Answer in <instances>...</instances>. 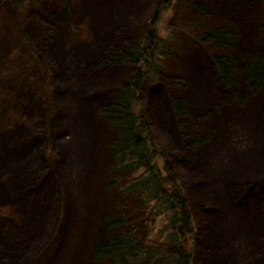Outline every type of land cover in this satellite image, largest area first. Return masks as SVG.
Instances as JSON below:
<instances>
[{"label":"rangeland","instance_id":"obj_1","mask_svg":"<svg viewBox=\"0 0 264 264\" xmlns=\"http://www.w3.org/2000/svg\"><path fill=\"white\" fill-rule=\"evenodd\" d=\"M36 1L38 0H24L19 14L21 17L17 20L14 15L17 11L15 12L13 5L8 1L0 3V75L5 77L3 78L5 81H9L10 77L19 80L23 88L26 87V91L24 90L26 96H23L21 101L13 103L10 108L17 105V116L20 117L21 125H25L26 130L36 137L35 142L26 145V161L23 163L17 156L12 159L10 172L4 176L0 174V264H96L91 251L92 247L104 242L108 236L112 235V232L106 229L104 219L121 213L129 217V221L133 224H143V229H150L155 221L153 226L162 232L156 229L154 238L162 239L161 236L165 238V226L172 216L170 211L162 217L153 215L151 211L139 213L147 207L137 195H123L115 188L109 191L105 189L111 178L116 179V175H110L107 178L106 174V171L110 172L111 166L115 164V157L110 152L111 148L108 147L112 138L114 140V135L110 136L105 130L99 132L103 122L107 126L108 123L105 118L98 116L96 112L98 108H95V103L93 105L91 97L95 92L105 91L114 83H121V80L117 81L113 76H106V79L105 75L93 76L86 67L78 70V74H75L73 70L66 71L65 65L68 63L64 61V57L70 55L71 66H74L73 61L77 62V58L83 56L86 50H88L87 53L95 51L91 48L95 39L99 38L105 44L109 43V38L111 35L114 37L115 34L112 32V27L108 26V18L119 19L122 22L123 17V27L125 33L129 35L137 22L148 17L146 23L151 24V28L154 26L161 37L158 51L163 47L171 51L172 45L183 51L181 55L185 63L182 67H175V63L169 64L166 62L165 55L159 54L157 55L159 60L157 59L155 63L161 65L162 62L161 68L164 73H178L180 70L187 76L188 89L184 94L188 97L192 116H194H191L192 120L189 121L191 126L192 122H198L202 117V112L214 110L216 98L219 95L215 92L216 86L212 72L208 71L203 63L208 64L205 59L209 60L205 47L197 45L200 44V34L207 26L213 24L236 27L240 32V40L234 48V53L239 56L240 64L246 65L251 55L264 57V30L260 29L262 23L258 22L264 9H259L254 0H189V4L183 8L174 0L168 9L165 8L163 12L160 9L159 19L152 23V13L157 7V0H69L79 15L73 23L68 22L67 18V24L66 22L58 24L51 21L53 18L47 15L55 8L45 7V5L47 2L53 4V1L63 0H43L35 6ZM190 3L204 4L212 11L209 25L207 21L200 19L199 13ZM84 5L94 10L91 17L90 14L88 18L83 15L81 10ZM216 5L222 6L224 10L219 11L221 9H216ZM95 6H97L96 9ZM123 7L134 9L129 12L127 20L125 11L122 15ZM100 15L102 18L96 20ZM230 21L233 24H230ZM17 22L22 24L24 29L19 28ZM50 23L55 24L52 37L48 36ZM141 26L143 29V24ZM5 28L9 33L6 39H2L6 35ZM25 29L36 36L34 43L36 47L39 40L45 50L58 49L64 55L56 51L60 58L50 64L47 60L41 59L40 68L31 63V66L20 65V54L29 53L30 50L27 38L19 32V30L26 32ZM75 29H79L78 32L74 33ZM136 30L140 29L136 28ZM116 32L122 39L125 38L126 35H122L121 29ZM48 38L51 40L48 44L49 49L45 47ZM30 43L39 54L38 49L32 42ZM101 53L104 54V51ZM99 55L100 53L97 56ZM46 61V67H42V63ZM114 70L115 68L112 71ZM148 76L151 77L153 85L150 87H155L156 90L149 93L146 89L148 85L144 86L146 89L144 94L148 95V99L135 106V113L140 117L149 109L148 115H152V122L149 116L147 117L151 126V134L148 133L150 139L156 144L153 149H157L160 155L156 156L157 160L152 158L151 167L157 163L155 167L158 166L160 171L164 170L161 165L164 163L162 153L167 154L164 152L165 148L182 157V159L173 160V163L182 183L188 187L189 195L194 203L192 211L197 226L195 232L199 238L194 249L195 264H264V203H255L254 200L257 197H253L249 198L251 203L244 199L241 205L239 201L243 196L238 193L242 189L240 184L242 180L249 181L260 178L262 175L260 172L256 175L246 173L244 177H241L245 161L249 158L254 165L261 141L264 146V96L249 94L248 88L238 87L237 93L241 95L242 102L245 104L239 107L235 103L233 106L216 111L210 124V128L215 131L210 142L192 151L188 148L189 145H186V141L182 142L174 125L172 112L166 102L161 84L164 80L152 78L151 74ZM2 85L6 84L0 79V87ZM2 95L0 93V96ZM58 99L63 108H59ZM3 104L0 103V108ZM25 111L31 114L30 120L26 119ZM200 111L201 113H198ZM258 117L263 124L256 120ZM141 120L144 121L143 118ZM138 123L142 126V123L139 121ZM90 126L94 128L91 135L93 142L84 151ZM195 126L192 127L191 133L206 134L207 125H201L199 129ZM59 133H66L67 136L57 138L56 142L61 145V148L55 149L53 153L55 157L52 156L51 151L49 163L55 165L57 172L58 169H62L67 177V190L62 185L61 193L58 190V192L55 191L56 188H60V176L57 178L58 183L51 175L48 176L47 186L42 177V171L46 174L47 171L44 168L49 165L46 161L48 147L46 144L43 146V143L49 139V146L52 147ZM143 137H146L144 133ZM6 146V144L3 145L4 148ZM184 148H188V153L186 152L185 155ZM45 157L46 160H44ZM30 162L39 166L33 174L27 176L25 166ZM59 163L63 165L57 167ZM260 166L264 167V150L261 152ZM205 169L206 182L202 176ZM154 170L157 171L155 168ZM238 171V177L231 176ZM143 172L144 169L139 172V176ZM98 176V182L101 183L102 192L107 200H103L102 197L94 199L92 196L91 182L93 177L96 180ZM121 178V185H123L120 188L125 190V185L128 184L126 180H130L129 171L125 172ZM200 183H205V187L202 188ZM33 185H37V189H34ZM46 187H48V194L44 190ZM195 187H200L205 197L198 194ZM29 188L30 191L37 193L34 196L27 195ZM20 199L23 204L18 206L19 212L21 214L26 210L29 212V217L25 220L23 215L21 220L18 209L15 207ZM202 207L211 212L209 220H205L202 216L200 210ZM49 211L48 217L46 213ZM88 217L97 220L88 226L85 219ZM205 223L208 225V231ZM212 224H214L213 227ZM37 226L42 227L43 233L37 239L34 238L35 243L24 244L23 253H19L18 248L12 252L18 240L24 238L20 236V232L25 235L33 233ZM10 227L20 238L14 236L16 239L11 241L13 232ZM59 236L62 239L57 246ZM73 240L77 242L74 243ZM32 246L35 249L27 252Z\"/></svg>","mask_w":264,"mask_h":264},{"label":"trees","instance_id":"obj_2","mask_svg":"<svg viewBox=\"0 0 264 264\" xmlns=\"http://www.w3.org/2000/svg\"><path fill=\"white\" fill-rule=\"evenodd\" d=\"M5 1L11 3L15 12L17 11L18 13L22 8L24 0H0V3L3 4ZM63 3H70V1H53V4L60 7ZM255 3L259 6V9H264V0H256ZM192 5L199 13L200 19L202 21H207L209 25V18L212 11L204 4L194 3ZM66 6H68V4ZM160 9L161 2H158L154 13H152V23L157 22L159 19L161 14ZM52 10L47 13L48 16L53 18L51 21H55L58 24H64L67 21L68 16L66 12L58 9ZM147 18L141 22H137L136 27L129 35L121 31V33L126 35L123 39L119 36L120 34L116 32V28L112 30L115 36L112 37L111 35L109 38L110 42L106 43L105 49L102 50L104 54L100 52V55L97 56L99 53L94 51L92 53L96 55L91 53L92 55L87 59L89 61V69L93 76L99 77L101 75H107L112 72L113 68L117 70L124 66L133 69V72L129 76L121 80V83H114L112 84L114 86L106 88L105 91L102 92H95L93 95L107 94V99L109 100L104 101V104L99 107V113L105 118L114 135V140L110 145V152L115 157V164L111 166L110 172L106 171V174L107 178L110 175H116V179L111 178L109 183L105 186V189L109 191L115 188L123 195H137L147 207V209H142L139 213L151 211L153 215L162 217L170 211V215L172 216L169 223L165 226L164 231L166 236L165 238L161 236L162 239L154 238L155 231L158 229H155L153 226L155 221H153L150 229H143V224H133L129 221V217L122 213L108 216V220L104 219V222L106 229L110 230L112 235L108 236L106 241L92 247L91 251L96 264H195L194 249L199 238L198 234L195 232L197 226L192 211L194 203L191 195H189L188 187L182 183V179L179 177L173 163V160L182 159V157L177 155V153H171L164 147V152H167L166 155L162 153L164 163L161 166L164 170L160 171L158 166L156 168L155 166L157 163L151 167L150 163L152 158L156 159V156L158 155L159 157L160 155L157 154V149H153L156 144H154L149 137V133L151 134L150 121L152 122V115H148L149 109L140 117L135 113V106L148 99V95L144 94V90L146 91L149 85L153 86L152 80H150L151 77L148 75L151 74L153 76L152 78L157 80H164L163 87L166 92L169 108L172 112L174 125L182 142L186 141V145H189L188 148L192 151H196L204 144L210 142L215 132L210 128V124L213 119V114L216 111L223 107L233 106L235 103L239 107L245 104L242 102L241 95L237 93L239 92L236 90L238 87L244 86L248 88L247 91L249 94L253 93V95L259 94L260 96H264V57H259L255 54L251 55L246 65L244 64L245 66H242L234 53V48L240 40V32L238 29L231 25L226 26L223 24L207 26L205 30L202 31L203 33L200 34L202 40L198 39L200 44L205 47V51L207 52L206 55L214 65V73H212V76L216 86L215 92L219 95L216 98L217 101L215 102L214 110L204 111L202 113L201 111L198 112L202 114V117L199 118L198 122H192L190 126L189 121H191L194 116H192L191 107L187 99L188 97L184 94L188 89L186 81L187 76L180 70L178 73H164L159 63V66L155 67L150 73L144 71L146 67L156 64L155 62H157L158 54L160 56L165 55L166 62H169V64L175 63V67H182L184 65L181 50L176 46L172 45L171 47L173 49L171 51H167L168 48L166 47L158 51L161 37L154 26L151 28V24L148 25L146 23ZM258 22L262 23V26L259 27L264 30V10L262 14H260ZM141 24H143V29H141ZM230 24H233V22L230 21ZM49 25L48 36L52 37L55 24L50 23ZM136 28L140 30L137 31ZM76 31L78 32L76 29L73 30L74 33ZM27 41L30 46L29 53H27L28 61L30 63L37 59L40 61L42 59L41 55L32 48L29 39H27ZM50 41V38H48L45 45L47 49H49L48 44ZM50 50L51 49H49V51ZM44 64H47V61ZM43 81H45V79ZM146 85H148V87L145 89ZM116 88V97H114L112 92L114 93ZM252 98L255 97L252 96ZM147 117L150 121H147ZM141 118H143L144 121H142ZM138 121L142 123L143 127L139 125ZM194 125H196L195 127L197 129H199L201 125H207L206 134L191 133ZM143 133L146 137H143ZM35 140V135L29 132L26 145L35 142ZM91 147L92 144L90 148ZM188 148L183 149L185 151L184 155ZM25 151L26 146L18 155L23 163L26 161ZM32 164L33 162H30L25 167L27 168ZM154 168L158 172L155 171ZM143 169L144 172L139 176V172ZM128 171L130 180H126L128 184L125 185V190H123L120 188V186L122 187L123 185H121V176ZM147 173L148 175H146ZM98 178L99 176L96 180L94 177L92 179V196L94 199L102 197L103 200H107L106 195L102 192L101 183L98 182ZM253 180L252 182L248 181L243 186L242 190L244 195L242 194V199H246L248 202L250 201L249 198L257 197L256 200H254L255 203H264V173L260 178ZM32 187L37 189V185H33ZM249 188L254 189L249 195H246V190ZM21 200L22 199L15 205L18 212L19 207L23 204ZM200 210L204 219L209 220V214L211 215V212L206 211L207 208L205 207L200 208ZM90 211L93 212V210ZM49 213L50 211L46 213L48 217ZM19 214L21 216L23 215L24 220L29 217L28 210L23 214L19 212ZM213 214L216 213L213 212ZM85 219L88 222V226L90 223L96 222L97 220L92 217ZM205 225L207 224L205 223ZM213 225L214 224L211 226L213 227ZM206 227L208 231V225ZM10 230L13 232L11 241L16 239L14 236L20 238L14 233L13 228L10 227ZM158 231L162 232L160 229H158ZM41 233H43L41 226H37L33 233H26V235L20 232V236L24 238L18 240L12 252H15V249L18 248L20 249L19 253H23L25 251L24 244H33L35 242L34 238L37 239L41 236ZM202 235L205 237V233ZM62 237H58L57 246Z\"/></svg>","mask_w":264,"mask_h":264},{"label":"bare ground","instance_id":"obj_3","mask_svg":"<svg viewBox=\"0 0 264 264\" xmlns=\"http://www.w3.org/2000/svg\"><path fill=\"white\" fill-rule=\"evenodd\" d=\"M173 1L174 0H157L156 3L161 2V11L163 12V10L165 8L168 9V7H170V5L173 3ZM254 1H256V0H254ZM42 2H43V0L36 1L35 2V6L37 4L42 3ZM189 2H190L189 0H178V3H180L182 8H183V6H187L189 4ZM67 4H68V6H66ZM71 4H73V3L72 2L63 3L61 5V7H60V6H57L55 4H51V3L47 2L45 7L52 6V8H55V9H58V10H62L63 12H66V14L68 16V22L73 23L75 21L74 19L77 18V15H79V13L75 11V9L73 8V6H71ZM215 7H216V9L217 8L221 9L219 11L224 10L222 6L216 5ZM96 8H97V6H95V9ZM84 9L89 10V11H86ZM133 10L134 9H130V8L126 9L125 7H123L122 15H123V13L125 11V19H126L128 17V15H129V12L133 11ZM81 11H82L83 15L85 17H87V18L89 16L88 14H90V17H91L92 14L94 13V10H92L91 7H89L88 5L82 6V10ZM20 12L21 11H19L18 13L14 14L15 17H16V20H17V18L21 17L19 15ZM14 15H12V16L14 17ZM100 18H102L101 15L96 20H100ZM123 20H124V18L122 17V22H123ZM68 22H66V24ZM122 22L119 19L108 18V26H109V28L112 27V30H114L115 28H116V30L121 29V31L123 33H125V30H124L125 28L123 27L124 25H123ZM18 23L19 22H17V25L19 26V28L24 29L23 25L22 24H18ZM125 26H126V23H125ZM173 29L174 28H172V30ZM76 30H79V29H76ZM25 31L26 32H24L22 30H19L20 34H23L35 46L34 43L36 41V36L33 33H31V32H27L28 31L27 29H25ZM4 33H6V35H4V37L2 39H6L7 38V35L9 33V31L5 28ZM105 45L106 44L101 39L98 38V39H95L92 42V47L91 48H93L95 50V52L100 53L102 50L105 49ZM35 48L38 49L39 54L41 55L42 59L43 60H47L49 64L53 63V61L54 62L57 61L60 58L58 56V53L56 52V51L60 52L58 49L46 51L45 48H44V45L39 43V40H38V45H37V47L35 46ZM87 51L88 50H86L84 52L83 56H81L79 58L76 57L78 60H77V62L73 61L72 64L75 63L74 66H71L70 55H69V57H64V61L69 64V65L68 64L65 65V70L66 71L67 70H73V72L75 74H78V72H79L78 70H83L85 67L89 69V66H88V64H89L88 62L89 61H88L87 58L89 56H91L92 54L90 52L87 53ZM60 53L62 55H64L62 52H60ZM181 54H183V51H181ZM237 57L239 59V56H237ZM185 59H187V57H185ZM183 60H184V58H183ZM205 61L209 64L208 65V64H206L205 62L202 61L204 63V66L206 67V69L208 71L214 73V65H213V63L210 60H207V59H205ZM184 63H185V60H184ZM19 64L20 65L31 66L30 62L28 61V54L27 53H21L20 54V56H19ZM31 64H32V62H31ZM51 66L52 65H50V67ZM157 66H159V64H152V65L148 66L149 68L145 66L146 69L144 71L146 73H150ZM28 72H29V70L27 71V73ZM89 72L91 73L90 69H89ZM132 72H133L132 68H127V67L119 68L117 70L112 71V73L110 75L109 74L105 75V79H106V76H113V77H115V80H117V81L118 80H124ZM3 78H5V77L0 75V79H2L3 82L6 84V85H2L0 87V93L3 94L2 96H0V103H4L3 106L0 108V132H3L2 134H0V163H1L0 164V166H1L0 174L2 176L6 175V174H8L10 172L11 167H12V159L16 158L19 155V153L24 149V147L26 146V144L28 142V138H29V131L26 130L27 127L25 125H21L20 117L17 116V110H18L17 105L14 106L12 109L10 108V106L13 103H16L17 101H21L22 97L26 96V94L24 92V90L26 91V87L23 88V86L20 83V81L14 79L12 77H10L9 81H5ZM105 79L103 77V82L105 81ZM82 84H83V82L81 83V85ZM84 85H85V83H84ZM111 86H114V85H111ZM116 90H117V88L114 90V93L112 92V95L114 94V97H116V94H115ZM155 90H156V88L155 87L154 88L150 87V85L147 88V92H149V93H150V91L154 92ZM165 97H166V92H165ZM106 99H107V94L95 95V96L91 97V101H92L93 105L95 103V108H98V109H99V107L102 104H104V101H106ZM8 102H11V104H8ZM110 103H112V102H110ZM151 103H152V100H151ZM59 108H63L62 105H61L60 100H59ZM98 109H96V112H97L98 116L101 117V118H104L99 113ZM41 111L42 110H40V112ZM30 115L31 114L29 112L27 113L25 111V117H26L27 120L31 119ZM20 116H21V113H20ZM256 120H258L260 124H263V121L259 117L256 118ZM88 130H89V133L87 135V140H86L87 144L85 145L84 151L88 148L89 144L91 142H93V140L91 139V135H92V133L94 131V128L92 126H90V129H88ZM103 130H105L106 133L108 132L107 134H109L110 136H113L112 130L110 129V127H108L105 124V122H103V124L99 127V132L103 131ZM89 137H90V139L88 140ZM112 142H113V138H112L111 143ZM111 143H110V145H111ZM4 144L7 145L6 148L3 147ZM43 144H44L43 146H45V144H47V142H44ZM110 145H108V147H111ZM58 148H61V145L58 144L57 142L54 143L53 150H52V156H53V153L55 152V149H58ZM67 150L69 152V147H67ZM258 150H260V151L257 154V157H256L254 165H252V160H250L249 158L243 164L241 177H244L246 175V173H250L251 175H256V174H258V172H260V174L264 173V167L261 168V166H260V156H261L262 150H264L263 141L260 142ZM158 154H160V153H158ZM53 157H55V156H53ZM157 157H158V155H157ZM60 165H63V164L59 163L57 165V167H60ZM38 166L39 165L36 166L34 164L28 166L26 168L25 175L28 176L29 174H33L36 171V169L38 168ZM54 167H55V165H54ZM42 172H43V176L42 177L44 178V182H45V185H46V180H47V183H48V176L44 173V171H42ZM58 173H59V176H60V188L59 189L56 188L55 191L58 190L61 193L63 191L62 188H61L62 185L64 186L65 190H67V177L64 175L62 169H58ZM198 175H200V174H198ZM202 176L204 178V182H206L207 181V179H206V169H205V172L202 174ZM231 176L238 177L239 176V171L236 172V173H233V175H231ZM246 180L247 179H244V180H242L240 182V184H242V188L248 182ZM251 180H253V179H250L249 181L252 182ZM199 185L202 186V188L205 187V183H200ZM195 189H196V192L198 194H201L202 197H205L204 192L202 191V189L200 187H195ZM253 189L254 188H249L248 190H246V195H249L252 192ZM44 190L48 194V187H46ZM36 193H37L36 191H32L31 190V191L27 192V195L33 196ZM46 193H45V195H47ZM238 193H240L241 196H242V194L244 195L242 189H241V191L239 190ZM0 194H1V192H0ZM46 198H48V197H46ZM243 200L244 199H241L239 201V203L241 205L244 203ZM209 216H210V214H209ZM105 220H108V219H105ZM33 248L35 249V247L32 246L30 249L27 250V252H29Z\"/></svg>","mask_w":264,"mask_h":264}]
</instances>
